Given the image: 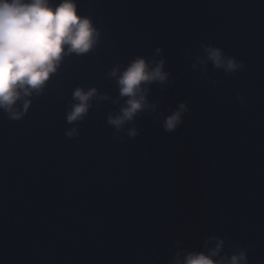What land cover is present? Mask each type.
<instances>
[{"label": "water", "instance_id": "obj_1", "mask_svg": "<svg viewBox=\"0 0 264 264\" xmlns=\"http://www.w3.org/2000/svg\"><path fill=\"white\" fill-rule=\"evenodd\" d=\"M74 2L93 48L64 55L18 118L0 108V264H184L221 241L214 260L264 264V0ZM140 57L167 79L142 83L117 128V79ZM76 88L97 92L70 123Z\"/></svg>", "mask_w": 264, "mask_h": 264}, {"label": "clouds", "instance_id": "obj_2", "mask_svg": "<svg viewBox=\"0 0 264 264\" xmlns=\"http://www.w3.org/2000/svg\"><path fill=\"white\" fill-rule=\"evenodd\" d=\"M98 35L88 17L77 15L74 0H61L55 7L49 0H0V108L9 111L13 118H18L21 113L12 111L17 100L32 95V90L39 92L50 75L57 71L64 55L89 52ZM206 52L216 67L234 71L240 66L232 58L225 59L218 48L208 47ZM163 65L164 61L161 60L153 68L140 57L120 72L117 79L120 95L129 99L120 115L109 117V123L120 128L125 121L134 118L144 107L141 84L167 79ZM118 72L119 69H113L111 75L117 76ZM96 92L95 88L87 91L76 88L73 91V98L78 102L68 113V122L82 119L87 114L90 100ZM29 103L24 100L25 110ZM185 110V105L181 104L178 111L167 117L165 129H176ZM74 134L75 129L68 133L69 136ZM131 135H135V130L131 131ZM222 243L207 254L189 253L184 264H246L244 252L233 255L230 261L214 260Z\"/></svg>", "mask_w": 264, "mask_h": 264}]
</instances>
